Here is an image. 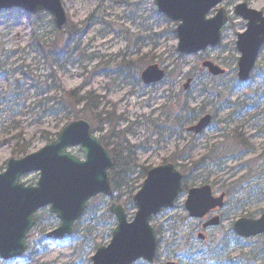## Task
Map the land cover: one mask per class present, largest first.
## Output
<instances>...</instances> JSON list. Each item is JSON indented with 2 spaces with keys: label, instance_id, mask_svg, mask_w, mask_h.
Returning <instances> with one entry per match:
<instances>
[{
  "label": "rangeland",
  "instance_id": "obj_1",
  "mask_svg": "<svg viewBox=\"0 0 264 264\" xmlns=\"http://www.w3.org/2000/svg\"><path fill=\"white\" fill-rule=\"evenodd\" d=\"M62 2L80 33L68 38L69 51L54 55L52 64L44 62L30 46L35 29L42 35L52 33L51 15H28L22 10L0 12V75L11 77L22 87L17 92L20 97L15 105L5 103L2 106L9 81L0 77V173L6 170L10 159L25 157L13 155L18 143L30 145L27 155L36 153L67 125L65 114H48L41 118L44 108H37L38 102L54 96V93H43V90L50 89L55 82L66 90L84 87L85 92H94L103 99L101 109L112 111L119 119L113 130L116 139L109 135L112 127L100 126L95 132L100 140L110 146L121 143L122 147L128 148L125 156L133 153L139 166L149 169L172 163L176 152L192 148L189 165L185 164L189 172L184 174L187 178L184 185L188 188L210 185L214 196L227 194L225 208L214 214L222 216L217 227L204 229V220H193L188 216L185 209L187 192L180 195L174 208L154 217L152 225L159 244V261L155 264H264V236L243 239L236 236L233 229L236 221L259 219L264 211V113L258 121L236 113L240 108L238 104L245 102L249 105V100L257 92L263 94L264 77L258 76L255 70L248 83L234 81L240 58L236 49L237 37L247 30L246 22L234 14V8L246 3L249 8L264 13V0L224 3L222 6L229 20L223 30L221 46L192 56L177 52V24L158 11L154 0ZM149 54L155 56L154 61L148 58L145 64L136 63L131 68L123 64L124 61L137 62ZM205 61H212L228 74L213 78L202 68ZM259 62L264 68V47ZM149 65L168 69L163 83L146 86L141 82V72ZM260 73H264L263 70ZM190 78L193 83L184 92L183 86ZM217 94H221L219 100ZM186 103L197 114L213 116L211 126L199 136L186 132L190 125L183 126L187 118L190 120L196 114L183 111ZM168 111L172 112L169 118ZM261 111L264 112V108ZM9 117H13L18 125L10 126ZM84 120L94 127L91 119ZM234 133L246 140L252 153L240 149L232 151L234 143L230 139ZM210 151L225 158L220 168L204 164L200 171L190 172L191 164L208 157ZM70 152L82 159L78 148H72ZM248 171L262 174V178L251 175L244 182ZM132 174L133 179L137 178L139 169L132 170ZM38 179L39 173H32L22 181L28 186H36ZM237 186L241 187L240 190L228 194ZM112 203L122 205L104 197L94 204V208L101 207L102 214L109 211ZM136 212L135 206L128 209L130 222ZM36 216L39 222L31 232L27 255L9 262L0 259V264H80L79 259L87 248L76 252L79 244L72 239L44 240L42 234L45 233L46 237L59 227L60 222L48 208ZM112 228L113 225L99 226L91 237H87L92 242V250L94 244L109 245L111 237L108 232ZM177 230L182 232L177 233ZM135 264L147 263L140 260Z\"/></svg>",
  "mask_w": 264,
  "mask_h": 264
},
{
  "label": "water",
  "instance_id": "obj_2",
  "mask_svg": "<svg viewBox=\"0 0 264 264\" xmlns=\"http://www.w3.org/2000/svg\"><path fill=\"white\" fill-rule=\"evenodd\" d=\"M228 0H155L158 11L178 24L175 31L177 51L191 56L208 48H217L222 42V31L228 21L224 8ZM20 9L28 14L49 13L58 30L68 22L61 0H0V12ZM216 10V15L208 18ZM234 13L247 22V30L238 35L236 44L241 57L238 62L240 83L249 81L264 46V13L239 4ZM214 76H224L226 71L212 62L202 64ZM166 72L157 65L147 67L141 79L153 85L165 79ZM188 80L184 90H188ZM212 122L206 115L187 129L195 135L202 134ZM78 147L83 160L69 150ZM112 157L93 133L91 125L79 120L67 125L58 138L40 151L21 159L12 158L6 171L0 173V258L12 261L21 258L28 249L26 238L34 227L35 214L49 207L60 220V226L48 237L61 241L75 232L76 223L82 218L89 202L98 196H111ZM39 173L36 186H26L22 178ZM183 175L173 164L150 170L140 191L134 196L137 212L128 221L125 209L112 204L110 213L116 217L117 226L108 246L97 249L92 264H134L139 260L154 263L158 241L151 222L163 210L175 206L183 191ZM222 195L215 198L210 186L191 189L186 210L194 219L224 207ZM215 217L204 227L218 226ZM235 233L245 239L264 235V213L258 220L241 219L234 226Z\"/></svg>",
  "mask_w": 264,
  "mask_h": 264
},
{
  "label": "trees",
  "instance_id": "obj_3",
  "mask_svg": "<svg viewBox=\"0 0 264 264\" xmlns=\"http://www.w3.org/2000/svg\"><path fill=\"white\" fill-rule=\"evenodd\" d=\"M40 15V14H39ZM80 33V29L76 25H74L70 18L68 17V23L65 26V28L62 31H58L56 28H53L52 33L47 35L39 34L38 30L35 29L33 32V37L31 40V48L36 52L37 56L40 57L44 62H49L52 64L53 56L60 55L62 53H65L66 51H69V43L68 38L70 36L76 35ZM150 58L151 61H154L155 56L153 54H149L148 56H143L142 58H139L137 62H123L124 65H127L128 67H134L137 64H145L146 60ZM137 63V64H136ZM136 64V65H135ZM262 62L258 63L256 70L258 71V76H263L264 73H260V70H263L261 66ZM21 70V69H19ZM168 70V69H167ZM24 76H28V74L24 73ZM1 78L5 79L4 75H0ZM13 77V76H12ZM9 78V77H8ZM7 78V91L5 93L4 98L2 99L1 105L3 106L6 104H12L15 105L18 98L20 97L17 92L19 89H22L20 86V82H13L11 80V77ZM234 81L237 82V78L235 77ZM48 82V81H47ZM54 82V81H53ZM14 88V89H12ZM17 89V90H15ZM48 89V88H47ZM44 89L43 93L45 92H52L54 93V96L51 98H48L46 100H43L41 102H38L37 108L43 107L44 110L42 112V117L45 115L51 114L60 116L62 114H65V118L67 120V124L71 123L72 121H76L79 119H82L84 117L91 119V122L94 124L93 130L96 132L97 127H105L110 126L112 127V130H110V137L112 139H116V136L113 135V130L115 129L116 125L118 124L119 119L116 118L115 113L111 112H105L102 108V98L97 96L94 92H85L84 87L78 90H66L63 86L59 85L58 83H54V85L50 89ZM221 98V94H217V99L219 100ZM54 101H57L56 104L52 105L51 107H45L46 105L53 104ZM250 104L247 105L244 104L245 102H242L241 104H238L240 108L236 105V113L239 116L246 117V115L251 116L252 118H255L257 121L260 118V115H262L264 112L261 111L264 108V92L263 94H257L253 96L249 100ZM243 105H246L244 107ZM179 111V110H178ZM183 111L186 114H191L192 111L188 103H186L185 107L183 108ZM245 111V113L243 112ZM203 113H199L194 115L192 119H188L184 121V128L185 126H188L192 123H194L200 116H202ZM15 116L17 114H14ZM168 118L172 115V112L168 111L167 114ZM14 116V117H15ZM10 126H16L18 125V122H15L13 120V117H9ZM59 134V133H58ZM58 134L53 136L51 139L48 140V143L53 142L56 140ZM264 135V134H263ZM228 139V138H227ZM234 143V148H232V151H238L243 150L245 153H252V147L246 142V140L243 139V137L240 134L234 133L233 137L230 139ZM105 148L109 151V153L112 156L113 159V169L111 171V184H112V191L113 194L110 197L111 201H116L117 203H122V206L125 208L126 212L128 213V209L134 206L133 198L135 194L139 191L141 188L144 180L147 177V173L150 170L149 168H144L143 166H139L137 160L135 159V155L133 153H129L127 156L124 155L125 151H128V148L122 147L121 143L114 144L110 146L109 143H106L104 140H101ZM29 144H26L23 142V145H21V142L17 144V147L15 151L13 152V155L16 157H22L26 156L29 149ZM192 148L185 149L182 152H176V157H174L172 163L177 166V168H181L182 173L186 174L189 172L188 166L190 162V154L192 152ZM224 157H220L217 155L216 151H210L209 156L202 159L200 162H193L191 164L192 169L190 172H198L203 167L204 164H210L212 166H216L220 168V165L222 164L221 161ZM225 160V158H224ZM184 163V164H179ZM187 164V165H185ZM139 169V175L137 178L133 179L132 170ZM251 175H255L258 179L262 178V174L256 175L255 172L248 171L246 179L249 178ZM185 176V175H184ZM186 178V176H185ZM244 180V178H242ZM187 180V178H186ZM241 181V183L243 182ZM240 185V184H239ZM241 186V185H240ZM240 186H237L232 191H229L228 194H234L236 190H240ZM189 189L188 186L184 188V192ZM104 199V197H98L94 200H92L89 204V207L87 211L85 212L83 218L80 220V222L76 226V232L72 236L73 241H77L79 246L76 248V252L79 251L81 248H87V250L83 251V256L81 259H79L80 264L91 263L90 256L92 255L93 251L96 250V248L99 247V245L94 244V248L90 247L91 241L87 239V237H91V234L94 230H96L99 226L107 227L109 226H116V220L114 216H112L109 211H106L102 214H100V208H94V204L98 202L99 200ZM39 218L38 216H35V227L38 225ZM86 222H89V224H86ZM85 224V226H84ZM181 226V225H180ZM112 228L108 233L109 237L112 236L113 230ZM32 237V234L30 233L27 241L30 240ZM42 237L44 240L46 239L45 233L42 234Z\"/></svg>",
  "mask_w": 264,
  "mask_h": 264
},
{
  "label": "flooded vegetation",
  "instance_id": "obj_4",
  "mask_svg": "<svg viewBox=\"0 0 264 264\" xmlns=\"http://www.w3.org/2000/svg\"><path fill=\"white\" fill-rule=\"evenodd\" d=\"M215 216H219L220 219H221V222H222V216H221V215L216 214ZM213 217H214V214H210V215H208V216L204 219L205 223L208 222L209 220H211ZM205 223H204V225H205ZM200 238H201L202 240L204 239V238L201 237V236H200ZM167 264H181V263H180V262H177V263H167Z\"/></svg>",
  "mask_w": 264,
  "mask_h": 264
}]
</instances>
